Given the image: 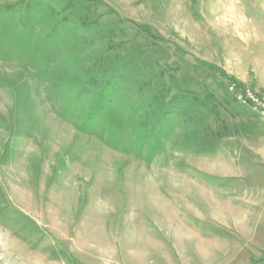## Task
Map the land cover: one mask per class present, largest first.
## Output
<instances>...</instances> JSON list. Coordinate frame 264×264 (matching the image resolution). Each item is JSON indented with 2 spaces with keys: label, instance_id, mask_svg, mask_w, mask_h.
<instances>
[{
  "label": "rangeland",
  "instance_id": "obj_1",
  "mask_svg": "<svg viewBox=\"0 0 264 264\" xmlns=\"http://www.w3.org/2000/svg\"><path fill=\"white\" fill-rule=\"evenodd\" d=\"M232 85L264 0H0V264H264Z\"/></svg>",
  "mask_w": 264,
  "mask_h": 264
},
{
  "label": "built area",
  "instance_id": "obj_2",
  "mask_svg": "<svg viewBox=\"0 0 264 264\" xmlns=\"http://www.w3.org/2000/svg\"><path fill=\"white\" fill-rule=\"evenodd\" d=\"M230 89L238 103L249 107L256 114L264 117V96L263 99H261L254 92H250L248 89H236L233 85L230 86Z\"/></svg>",
  "mask_w": 264,
  "mask_h": 264
},
{
  "label": "crops",
  "instance_id": "obj_3",
  "mask_svg": "<svg viewBox=\"0 0 264 264\" xmlns=\"http://www.w3.org/2000/svg\"><path fill=\"white\" fill-rule=\"evenodd\" d=\"M245 111H247L246 113L250 116H252V115L254 116V114H256L255 112L253 114V112H251V110L247 109V108ZM250 130L251 131L249 132V134L247 136V138H249L250 141H252V142L253 141L254 142L259 141L260 142V140H261L262 141L261 143H264V122H261V124H259V126L251 125ZM253 156H254V159L258 158L257 154L256 155L254 154ZM255 167L260 168L259 171H261L264 174V162L263 161H257V165H255ZM263 178H264V175H263Z\"/></svg>",
  "mask_w": 264,
  "mask_h": 264
},
{
  "label": "trees",
  "instance_id": "obj_4",
  "mask_svg": "<svg viewBox=\"0 0 264 264\" xmlns=\"http://www.w3.org/2000/svg\"><path fill=\"white\" fill-rule=\"evenodd\" d=\"M147 31V30H146ZM148 32V31H147ZM195 61V60H194ZM198 61V60H197ZM202 62V64H205V65H207V66H210V67H213V68H216V66L215 65H213V64H209L208 62H203V61H200V63ZM243 106V105H242ZM244 107V106H243ZM250 109L249 107H246L245 106V109ZM251 110V109H250ZM252 111V110H251Z\"/></svg>",
  "mask_w": 264,
  "mask_h": 264
}]
</instances>
